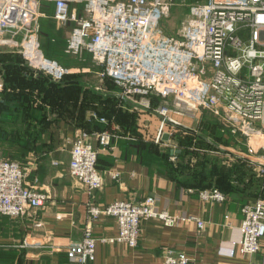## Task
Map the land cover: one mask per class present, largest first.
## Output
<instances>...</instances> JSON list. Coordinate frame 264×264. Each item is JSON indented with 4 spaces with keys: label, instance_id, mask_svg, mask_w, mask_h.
Returning <instances> with one entry per match:
<instances>
[{
    "label": "built area",
    "instance_id": "obj_1",
    "mask_svg": "<svg viewBox=\"0 0 264 264\" xmlns=\"http://www.w3.org/2000/svg\"><path fill=\"white\" fill-rule=\"evenodd\" d=\"M54 4L53 18L59 26L77 25L70 32L65 53L79 57L91 54L101 81L113 80L125 98L155 96L172 99L186 111L208 112L221 120L232 135L248 143L264 140V0H206L189 5V12L176 35H167L164 23L175 7L188 0H0V39L8 31L23 33L20 44L24 61L36 72L61 83L72 70L48 58L40 41L43 2ZM72 5H82V16ZM3 85H0L2 91ZM159 106L162 118L158 134L168 123L178 124ZM108 124L105 118L92 117ZM117 137L114 129L89 133L79 131L70 152V176L88 192L104 185V174L118 181L119 171L98 168L100 150ZM97 141L96 146L92 139ZM264 150V144L261 147ZM250 155H257L252 145ZM264 161V154L262 156ZM34 160V159H33ZM264 173V170H263ZM26 169L9 158H0V215L18 219L42 208L50 199L26 181ZM204 202L223 203L227 196L217 188L200 191ZM240 239L232 242L231 256H252L264 251V199L242 206ZM89 223L80 242L67 248L76 264L95 261L97 239L92 223L112 217L118 235L101 239L135 248L144 220L154 219L165 226L196 222L199 230L206 223L198 217H175L160 210L155 196L140 202L116 201L100 207L88 206ZM162 264H196L184 254L167 251ZM264 264V263H263Z\"/></svg>",
    "mask_w": 264,
    "mask_h": 264
},
{
    "label": "crops",
    "instance_id": "obj_2",
    "mask_svg": "<svg viewBox=\"0 0 264 264\" xmlns=\"http://www.w3.org/2000/svg\"><path fill=\"white\" fill-rule=\"evenodd\" d=\"M72 7H77L78 15L81 17L82 5H72ZM44 9L50 12H45ZM41 10L45 14L40 19L41 25L46 20H51L61 31L62 26L59 27L53 18L54 4L45 1L42 3ZM70 26L72 28L75 25L70 24ZM71 28L64 30V49L72 31ZM5 40L6 38L2 37L0 45L5 44ZM40 41L42 44L41 35ZM47 48L49 53H52V40L47 44ZM89 55V61L92 63V56ZM53 59L56 60V58ZM70 59L73 57L70 56ZM74 59L80 58L74 57ZM74 66L75 68H70L73 73L70 76L78 77L84 86H90L92 89L93 85L86 81L89 79L88 76L80 72L82 69L86 70L84 67L87 64L82 60ZM116 88L118 90L113 92L100 91L99 97L95 96V99L100 98V101H105L108 98L114 101V105L123 101L125 107L123 110V113H126L125 117H119V113L116 117L113 116L114 110L100 114L105 117H115L110 130L114 129L117 137L112 140L111 145L100 150L99 167L103 172L119 171L121 178L116 181L108 174H104L103 187L90 193L70 176V152L75 135L80 129L94 133L102 131L107 124L89 117V113L94 111L91 104L89 107L86 105L85 110L80 112L79 98L82 97V93L78 97V103H75L76 98L74 100L66 98L68 89L67 91L66 89L65 91L53 90L50 127L52 136H50L51 139L48 137L46 140L47 143L52 142L51 149L48 153L34 154V156L31 152L22 163L26 169L27 183L38 190L48 192L50 199L42 208L18 219L0 215V264H76L69 260L67 248L82 240L89 223L90 203L103 207L116 201L140 202L149 196L157 197L159 209L167 211L172 216H195L202 219L206 223L205 229L199 230L197 223L193 221L165 226L158 220L147 219L142 222L138 245L131 248L122 243L101 241V239L116 238L118 235L116 220L112 217H102L100 221L92 223L93 234L99 241L95 261L91 264H162L167 251L170 250L184 254L196 264H263V250L252 256H243L239 253L230 255L232 242L240 239L239 228L243 221L242 206L248 203H245L246 201L237 193L229 195L223 203L204 202L199 195L202 190L184 182V178L178 177L173 164L178 162L181 150L177 146H172L170 137L166 141L165 134L163 135L162 141L172 147L161 152L157 151L153 141L147 138L145 131L158 133L161 124L159 122L155 125L145 124L143 134L141 133L136 111L141 108L148 112V116L144 115L143 121L152 120L150 118L152 111L148 107L136 105L134 101L124 98L120 89ZM61 94L63 97L58 98L62 96ZM85 97L89 96L85 95ZM159 99L162 101L161 98ZM168 107L173 109L174 102L172 101ZM77 116H80L79 119ZM180 116V119L186 116L185 119L192 121L197 118V124L200 123L199 119H202L199 111H185L183 116ZM158 118L162 120L160 116H157ZM202 120L205 121L204 118ZM257 126L264 129L259 122ZM226 130L224 125L221 131L229 139ZM204 138L208 142L212 140L210 137ZM92 143L99 147L94 138ZM215 144L219 151L204 149L201 152L223 160L225 165L228 161L231 165L237 161H246L253 167L257 176L261 179L264 177L262 159L264 150L261 148L264 144L263 139H255L248 143L245 137L237 135L233 137V140L230 138L228 145ZM222 144L224 146H221ZM251 145L259 151L257 155L249 154L248 149ZM172 151H175L174 154L171 153ZM257 200L259 198L255 201ZM252 202L254 201H249V203Z\"/></svg>",
    "mask_w": 264,
    "mask_h": 264
},
{
    "label": "trees",
    "instance_id": "obj_3",
    "mask_svg": "<svg viewBox=\"0 0 264 264\" xmlns=\"http://www.w3.org/2000/svg\"><path fill=\"white\" fill-rule=\"evenodd\" d=\"M198 2L204 1L188 0L186 6L175 7L173 11H179L181 8H184V12L188 13L189 5ZM45 10L46 9H44V11ZM45 12L50 11L46 10ZM185 16L180 20L179 25ZM45 22L41 25L40 29L43 51L48 58H56L59 63L64 65L67 61H69L70 56L65 53V49L63 47L65 38L62 28L61 31L60 28H58V30L57 25L51 20H46ZM164 31L170 36L177 34V32L170 34L165 29V25ZM51 40L52 53H49L50 51L48 49L49 47L47 48V44L51 43ZM10 54L11 53L8 52H0V70L3 71L4 78V88L0 93V145L1 147L6 146L8 148L11 155H8V158L15 161L18 160L20 163H23L29 153L32 152L36 155L37 151H41L42 145H48L45 138H50V135L47 132L52 124V91H56V89H62L61 91H65L66 89L67 91L68 89L69 92H66L68 95L66 98H72L73 100L76 98L74 102L78 103V97L81 92L79 83L81 85L83 83L78 77L74 76H67L61 83L54 82L44 74L31 69L25 63L22 55L15 56ZM105 82L109 84L108 86L110 88L114 87L115 90H118L113 80L106 78ZM95 90H91L93 98H95V96L99 97L98 93L100 92ZM62 97L63 95L58 98ZM152 98L155 100L159 99L155 96ZM105 101H110V99L107 98ZM119 104L120 105L119 108H117L116 113L113 108V116L115 117L118 114V110L120 108L122 109L121 105H124L123 101L119 102ZM79 117L77 118L79 119ZM111 117H106L109 123L105 125V129L102 131L110 130L112 123L115 121V117ZM216 120L213 119L211 122L209 121L212 125L211 132L213 136L211 137L212 140L210 142L202 136L195 137L192 140L183 139L180 142L186 145H196L197 148L205 150L218 149L215 143L222 142L226 145L230 144V138L233 140L235 135H232L231 131L227 129L226 134L229 138L227 139L225 133L220 130V124ZM11 127L18 128L20 130L12 132ZM86 131L94 133L93 131ZM50 149L51 148L47 149V151ZM190 154L206 157V159L214 162L209 171L211 184L207 185V189L217 188L227 197L237 193L246 201L245 203H249V201L255 202L259 196L264 195L263 178L261 179L257 176L258 174L252 170V167L249 166L246 161H237L235 164L227 166L222 163L223 160L210 156L208 153L199 154V152L195 150L193 152L190 151ZM184 155L185 152H182L181 150V153L178 155V162L173 164L176 167L175 169L178 177L184 178V182L190 183L200 190L204 188L206 189V187H203V184L200 183V179H197L198 175L203 176L204 170H200V168L195 167L190 169V167H187L183 162ZM216 163L221 164L223 170L220 171V169L216 168ZM98 168L100 169L99 159ZM180 171L183 173L180 174ZM190 177L194 179H190Z\"/></svg>",
    "mask_w": 264,
    "mask_h": 264
},
{
    "label": "rangeland",
    "instance_id": "obj_4",
    "mask_svg": "<svg viewBox=\"0 0 264 264\" xmlns=\"http://www.w3.org/2000/svg\"><path fill=\"white\" fill-rule=\"evenodd\" d=\"M185 9L184 8H181L179 11L175 10V11H172L170 17L168 19H166L164 25H165V29L170 33V34H174L175 32H177V30L179 29V22L180 20L186 15L187 12H184ZM70 24H74L75 26L77 25L75 22H70L66 25H62V31H63V34H64V30H69L71 28ZM73 26L71 28L74 29ZM65 27V28H64ZM70 30V31H71ZM11 31V30H10ZM8 31L7 33H5L2 37H5L6 40H5V44L1 43L0 45V52H8V53H11L10 55H22L21 53V47H20V44L24 38V35L23 33H13V34H10L11 32ZM10 36V37H8ZM67 36V35H66ZM2 42V41H0ZM90 55L84 51L82 53L81 56H77L78 58L80 59H69V61H67L63 66L70 69L71 67H74V64H78L80 62H82V60L87 64L86 67H84V69H86L85 71H83V69L80 71L81 73H85L83 75H87L88 76V80H86L87 82L91 83L90 85H94V90L96 89L97 91H101L103 93L106 92H113L115 90L114 87H109L108 83L105 82V79L103 81H101V74H102V69H99V67H97L95 65V63L93 62L92 60V63L89 61ZM58 61V59H56ZM26 63V62H25ZM27 64V63H26ZM28 65V64H27ZM74 76V75H73ZM4 78H3V71L0 70V85H3L4 86ZM99 82V83H98ZM79 86L81 88V92L83 95L82 97L79 98L80 103H81V107L79 106V110L80 112L82 113L84 110H85V106L87 105L89 107V105L91 104V107L94 108V111L90 112L89 113V117H94V115H96V117H98L99 119L101 118H105L107 120V118L105 116H101L100 114H105V113H108V112H111L113 111L114 109H116L117 111V108H119V102H117V104L114 105V101H100L101 99L98 98V99H95L92 97V93H91V87H87V86H84L83 84L81 85L79 83ZM3 91V89H2ZM0 91V93L2 92ZM85 95L89 96V97H85ZM122 95V93H121ZM84 96V97H83ZM126 99L128 100H131V101H134V103L136 105H140L142 107H148L151 111H152V116L149 114V116H151L150 118L152 120H147V121H143V117L144 115H147L148 116V112H145V110H140L136 111V115H137V123L139 125H141L140 127V131L141 133L143 134V131H144V125L147 124H154L155 123H162V120H159V118L157 119V108L160 106H169L172 104V101L170 99L168 100H155L154 98L151 97H148V96H137V97H134V98H127L125 97ZM37 106V105H36ZM121 107H123L122 109L120 108L118 110V113H119V117L123 116L125 117L126 116V113H123V110H124V105H121ZM114 108V109H113ZM176 110H175V109ZM174 108L172 109L170 107V111L169 113L167 114V116L173 120H175L176 122H178V124H171V123H168L165 125V128H164V131L162 134H158V133H155V131L153 132H147L145 131V134L147 135V138L149 140H152L153 143L156 145V149L157 151H164V150H168V149H171L172 146H177L180 150H182V152H185V155L183 156L184 160L183 162L186 164L187 167H190V169H192L193 167L195 168H200L204 170V173H203V176L202 175H198L197 176V179L199 178L200 180V183L203 184V187H206L207 189V185L211 184V181L209 179V171L211 169V167L213 166L214 162H212L211 160L209 159H206V157H202V156H198V155H194V154H190V151L193 152V151H198L199 154H203L201 151L204 150V149H201V148H197L196 145H186V144H182L180 141L181 140H185V139H188V140H192L194 139L195 137H198V136H202V137H213L212 136V125L210 124V122L213 120V118L217 119L218 120V123L220 124L219 127H220V130H223L224 129V125L222 124L221 120H219L218 118L214 117L213 115H211L210 113L208 112H203L201 111L200 112V115L202 116V119L204 118L205 120L207 121H203L202 119H199V122L200 123H196V121H198L197 118H194L193 121L191 119H185V117L183 119H180V115L183 116V113L186 111L183 107H180L176 104H174ZM174 110V111H172ZM128 111V110H127ZM101 112H105V113H101ZM188 112V111H186ZM180 114V115H179ZM79 117V116H77ZM153 117V118H152ZM197 117V116H196ZM188 118V117H187ZM93 119V118H92ZM98 121V120H96ZM108 121V120H107ZM188 121H191L190 123ZM210 121V122H209ZM16 123V122H15ZM109 123V121H108ZM196 123V124H195ZM190 124H192L190 126ZM52 125V124H51ZM155 127V126H154ZM210 127V129H209ZM11 131H19L20 129L18 128H12L11 127ZM229 130V129H228ZM52 131L51 128L48 129V132L47 133H50ZM79 131H86L85 129H80ZM159 132V131H158ZM168 135L170 137V142L172 144L171 145H168L166 144L165 142L162 141V137L163 135ZM50 136H52V133H50ZM130 138V137H129ZM46 140L48 139V137L45 138ZM51 139V138H49ZM131 139V138H130ZM212 139V138H211ZM222 143V142H220ZM218 144V143H217ZM45 146V147H44ZM52 146V142L50 141L48 143V145H42L41 146V151H37V154H45V153H48L47 149L51 148ZM221 146H224L223 144ZM169 147V148H168ZM216 151H219L218 149H215ZM209 151V150H208ZM8 155H10V152L8 151V148L5 146V147H1L0 145V158H6ZM32 155L34 156V154L32 153ZM11 156V155H10ZM8 158V157H7ZM28 158V155L27 157ZM35 158V157H34ZM11 159V158H9ZM17 162H19L17 160ZM229 162V161H228ZM227 162V166H231V163H228ZM20 163V162H19ZM224 165H225V162L223 161L222 162ZM236 162H234L233 164H235ZM22 165V167L24 168L23 164L20 163ZM216 168L223 170L222 169V165L219 164V163H216ZM25 169V168H24ZM252 170L253 167H252ZM183 172L180 171V174H182ZM264 178V177H263ZM190 179H194L192 177H190ZM196 180V179H195ZM264 182V181H263ZM29 184V183H28ZM30 185V184H29ZM205 189V188H204ZM204 189H201V190H204ZM263 195V194H262ZM264 199V195L263 196H259V199Z\"/></svg>",
    "mask_w": 264,
    "mask_h": 264
},
{
    "label": "water",
    "instance_id": "obj_5",
    "mask_svg": "<svg viewBox=\"0 0 264 264\" xmlns=\"http://www.w3.org/2000/svg\"><path fill=\"white\" fill-rule=\"evenodd\" d=\"M164 140H166V141L169 140V136H168L167 134L164 136ZM174 152H175V151H172L171 153L174 154ZM177 152H179V151H177Z\"/></svg>",
    "mask_w": 264,
    "mask_h": 264
}]
</instances>
